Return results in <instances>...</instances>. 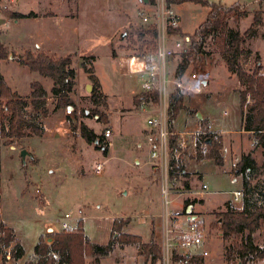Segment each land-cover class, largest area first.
I'll return each instance as SVG.
<instances>
[{"label":"rangeland","instance_id":"1","mask_svg":"<svg viewBox=\"0 0 264 264\" xmlns=\"http://www.w3.org/2000/svg\"><path fill=\"white\" fill-rule=\"evenodd\" d=\"M207 1L226 6L239 2L247 7L249 15L238 23L226 19L222 33L209 38L205 52L198 56V69L188 67L177 81L174 71L188 40L185 37L205 20L208 9L191 2L170 6L180 20L179 30L183 37L173 35L169 38L167 45L174 52L165 71L168 80L179 82L184 88L181 91L187 110L179 114L173 128L179 143L176 155H181L187 175L173 182L167 179V188L171 192L168 199L173 200L167 209L172 216L168 225L182 229L191 222L196 224L203 237L200 246L189 250L187 264H225L226 243L215 227L221 221L220 213L225 204L240 209L245 189L253 191L254 197L264 199V148L255 147L253 135L241 131L237 95L239 70L252 69L256 57L263 64L261 73L264 75V25L259 31L261 38L258 35L256 40L243 44V49L251 52L249 56L233 55L228 61L223 58L221 48L226 31L234 28L243 33L252 22V13L259 9L264 11V0ZM151 4L149 0V6L141 0H0L1 39L8 49V57L0 65L1 74L7 85L26 101H29L30 84L39 82L47 92L49 109V115L42 122L41 137L13 140L11 145L0 148V217L13 230L25 252L17 263L7 256L5 264H23L32 256L40 237L49 243V235L62 231L64 224L75 229L79 220L91 242L107 244L113 235L118 236L112 230L115 219L129 220L121 232L139 237L140 241L122 247L115 245L101 264H149L139 250V244H146L151 239L160 244L159 216L165 211L162 168L157 159L150 158L151 147L147 141L150 134L157 138V131L148 127L147 120L160 105H136L133 102L143 90L137 75L132 74L130 64H135V60H141L144 55L135 56L136 53L128 49L127 38L136 30L145 29L147 25L138 20L137 12L142 9L151 12ZM11 12L36 15L13 20L9 17ZM111 49H114L115 57H112ZM36 51L53 57H69L76 72L71 104H63L55 112V99L50 94L51 81L21 63L25 52ZM90 56L93 60L87 64L93 68L101 92L107 97L106 107H95L89 99L93 86L81 64ZM236 57L239 61L237 69L234 67ZM192 74L206 82L200 94L192 91L197 85L190 79ZM87 85L91 86V92L86 91ZM168 88L172 92L175 85L170 84ZM24 112L27 114V109ZM197 114L208 118L203 124L207 132L221 137L223 166L219 169L211 161L191 159L195 149L193 143L203 127ZM99 116L105 117L106 123L98 122ZM80 125L104 136L101 149L80 137ZM106 130L110 132L108 138L105 137ZM222 130L230 132L219 133ZM169 137L167 134V169ZM106 143L108 149L104 155L102 148ZM155 148L156 142L152 151ZM24 150L27 154L22 160L20 153ZM247 154L254 160L252 171L235 175L233 170L240 156ZM98 164L102 167L100 174L95 171ZM202 182L213 194L203 197L183 194L196 192ZM235 190L242 191V197L237 200L223 193ZM186 199L196 201L191 209L193 221L187 220L186 210L183 211ZM65 214L69 219L64 218ZM50 228L54 231H48ZM255 242L264 249V224L255 233ZM203 252H206L205 256ZM0 264H3L1 255ZM87 264H90L89 260ZM253 264H264V256Z\"/></svg>","mask_w":264,"mask_h":264},{"label":"trees","instance_id":"2","mask_svg":"<svg viewBox=\"0 0 264 264\" xmlns=\"http://www.w3.org/2000/svg\"><path fill=\"white\" fill-rule=\"evenodd\" d=\"M154 0H149L153 3ZM186 2H191L208 9L205 20L193 31L188 40L185 41V48L179 54V62L174 71L175 80H180L188 67L192 66L197 70L198 56L205 52L207 40L215 38L227 20L236 23L245 19L249 15L247 7L239 2L230 6L219 3H210L207 0H166L168 6H177ZM252 22L249 27L241 33L239 30L229 28L223 37V51L225 53L245 54L249 56L251 52L243 49V44L257 37L258 30L263 25V11L255 10L252 13ZM9 17L13 20L27 19L35 17L34 14L24 15L19 12H11ZM144 26V25H143ZM169 36H182L179 27L168 28ZM157 31L153 24L145 26V29L136 30L133 35H129L128 49L136 53L135 56H142L147 53L156 52ZM112 57L116 56L114 49H111ZM8 57V49L1 39L0 32V65ZM24 64L30 71L40 77L51 81L50 94L55 99L53 111H57L63 104H71L70 95L75 91L76 72L71 66L69 57H53L42 51L34 53L25 52L23 56ZM93 57L84 58L81 67L88 75V79L93 86L89 96L90 102L95 107H106L107 97L101 92L100 84L94 75L93 68L88 67ZM86 61V62H85ZM262 65L258 57L255 59V66L252 69L239 70L240 88L237 91L239 107L241 113V130L253 135L255 147L264 148V75ZM31 91L29 101L19 97L6 83L0 71V148L1 145H11L13 140H21L26 137H41L43 135L42 122L49 115L47 108V92L42 85L34 81L30 84ZM133 102L155 105L158 102V95L154 91L143 92L135 96ZM27 109V114H25ZM184 94L175 88L168 98L167 107V129L170 135L168 143V169L167 175L170 182L186 177L187 173L182 164L181 155L177 156L178 136L174 134L173 123L182 111H186ZM98 122L106 123L105 117L99 116ZM203 126L204 121H199ZM201 134L197 136V146L194 149V156L191 159L196 161L208 160L216 168L223 166V158L220 154L222 147L221 137L207 132L204 126ZM80 137L96 149H101V144L105 138L96 134L85 125L79 126ZM200 146H205V153H202ZM108 144L102 148L103 154L107 155ZM254 167V160L250 154L241 155L235 169V175H242L251 172ZM246 183V182H245ZM185 188L188 184L184 183ZM253 191L244 190L242 197V207L240 209L225 204V209L220 213V223L216 228L221 240L226 243L224 246L223 261L225 264H253L261 260L264 256V249L256 245L255 233L264 224V199L254 197ZM195 200L186 199L183 211ZM129 224V220L115 219L112 222L114 235L107 244H96L91 242L84 234L83 223L78 221L74 232L62 230L48 236L50 242H46L42 237L33 248L32 256L23 264H101L114 250L115 245L128 246L139 243V237L122 233L121 230ZM152 238V237H151ZM7 249L9 253L7 254ZM139 250L144 253L145 261L149 264L155 262L161 256V249L156 242L151 239L146 244H139ZM25 252L21 243L15 238L14 232L7 227L0 217V255L3 264L7 262V256L13 263L20 261ZM174 260H181L183 264L189 262V257L185 254L174 256Z\"/></svg>","mask_w":264,"mask_h":264},{"label":"built area","instance_id":"3","mask_svg":"<svg viewBox=\"0 0 264 264\" xmlns=\"http://www.w3.org/2000/svg\"><path fill=\"white\" fill-rule=\"evenodd\" d=\"M148 5V4H147ZM149 6V5H148ZM152 11L139 10L137 12L138 20L144 25L153 24L157 31L156 39V52L150 55H144V57L135 60V64L140 63V66H132V74L137 75V79L141 81V89L143 92L154 91L158 95V104L160 107L158 111L147 120V125L149 128H153L157 131V138L155 139L151 134L147 136V141L151 147L150 158L155 160L157 159L160 162L162 168V183L161 191L164 197V207L165 211L162 215L159 216L161 220V240L158 244L161 249V256L155 262V264H183L181 260H174V256H180L185 254L186 257H189V250L200 246L203 242L202 233L197 228L196 224L188 223L185 228L175 229L171 225L169 227V222H171V214L168 212V205L173 202L169 200L168 196L170 191L167 188V161H166V139L168 129H167V107H168V98L171 94L169 90V85L174 84L175 88L180 91L184 89L179 82H173L167 79L165 67L168 60L173 55V50L167 45L168 40L171 36L167 34L168 28H177L179 27L180 20L178 16L173 12L170 6L167 5L166 0H154L150 5ZM191 81L197 83V85L192 89L196 94L202 92V80L198 79L195 74L190 76ZM190 90V89H188ZM157 113V114H156ZM105 137H110V132L106 130ZM156 142V148L152 151L153 145ZM194 148L197 146V142L193 143ZM202 153H205V146H200ZM223 152H226L223 149ZM101 165H96L95 171L97 174H100ZM226 194L232 195L234 200L242 197L241 190H235L230 192H223ZM186 195H195L197 197H203L208 194H213L206 183H200V186L194 193H183ZM182 195V194H181ZM65 219H69V215H64ZM63 230L66 232H73V228L70 224H64ZM204 256L206 252L202 253Z\"/></svg>","mask_w":264,"mask_h":264},{"label":"crops","instance_id":"4","mask_svg":"<svg viewBox=\"0 0 264 264\" xmlns=\"http://www.w3.org/2000/svg\"><path fill=\"white\" fill-rule=\"evenodd\" d=\"M34 15H36L35 13H34ZM263 17H264V11H263ZM36 19V18H35ZM263 25H264V18H263ZM263 27V26H262ZM261 27V28H262ZM260 28V29H261ZM260 29L258 30V34H257V37H258V35H259V37H260V34H261V32H259L260 31ZM256 37V38H257ZM256 38H254L255 40H256ZM261 38V37H260ZM264 38H262V40H263ZM223 42L221 43V48H223ZM223 54L225 55V56H223V58L225 59V60H230L231 59V57H233V55L235 56V55H237V57H238V54L237 53H233V54H230V53H225V52H223ZM236 57V58H237ZM236 61V63H235V65H234V67L236 66V69L238 68V64H239V61H238V58H237V60H235ZM263 65V64H262ZM132 66H140V63H137L136 62V64H133L132 65V63L130 64V67H131V69H132ZM226 114H223V116H225ZM200 116H201V120L200 121H205L206 119H208L207 117H205L203 114H200ZM210 124H211V121H208ZM209 127V126H208ZM210 127H211V125H210ZM243 133H246V134H249V132H245V131H243V130H241ZM227 132H230V131H219V133H227ZM109 146H110V143H109ZM192 217H194L193 215H191V217H190V219H189V217L188 216H186V218H187V220H191L192 219ZM258 247H260L259 245H257Z\"/></svg>","mask_w":264,"mask_h":264},{"label":"water","instance_id":"5","mask_svg":"<svg viewBox=\"0 0 264 264\" xmlns=\"http://www.w3.org/2000/svg\"><path fill=\"white\" fill-rule=\"evenodd\" d=\"M141 2H142L144 5H147V4H148V0H141ZM202 86H203V87L206 86V82H202ZM86 91H87V92H91V86H90V85H87V87H86ZM68 109H69V108H68ZM197 118H198L199 120H201V116H200V114H197ZM26 154H27V152H26L25 150L22 151V152L20 153V156H21L22 160H24ZM191 209H192V206H191V205H189V206L187 207V209H186V216H188L189 219H190V217H191ZM194 219H195V217H192L191 220L193 221ZM48 231L52 232V231H54V229H53V228H50ZM49 241H50V240H49Z\"/></svg>","mask_w":264,"mask_h":264}]
</instances>
